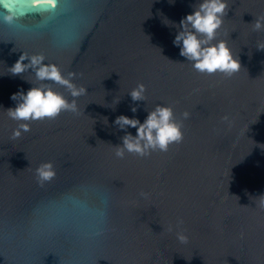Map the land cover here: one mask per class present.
<instances>
[{"label": "water", "instance_id": "water-1", "mask_svg": "<svg viewBox=\"0 0 264 264\" xmlns=\"http://www.w3.org/2000/svg\"><path fill=\"white\" fill-rule=\"evenodd\" d=\"M198 2L0 0V264H264V32L251 24L264 0H228L217 39L239 56L230 78L196 72L173 44ZM22 52L77 73L88 94L79 114L13 140L10 97L39 83L9 74ZM140 83L146 101L133 102ZM156 104L174 108L183 141L116 158L115 118L142 123ZM49 161L56 176L40 185L35 169ZM178 220L186 244L168 231Z\"/></svg>", "mask_w": 264, "mask_h": 264}, {"label": "clouds", "instance_id": "clouds-1", "mask_svg": "<svg viewBox=\"0 0 264 264\" xmlns=\"http://www.w3.org/2000/svg\"><path fill=\"white\" fill-rule=\"evenodd\" d=\"M170 3L174 0H169ZM193 11L183 17L174 37V46L179 47L180 56L184 57L192 68L203 75L221 74L225 77H232L241 69L238 54H233L225 40H218L217 34L223 26L225 17L229 11L228 0H199L192 5ZM10 22V17L6 18ZM253 31L264 32V15L255 17L251 23ZM256 49L264 51V41L256 44ZM25 61H28L25 63ZM9 68L12 76H21L31 70L38 84L27 80L33 84L26 92L18 91L11 95L10 99L16 102L15 107L6 110L8 117L17 122V127L12 131L11 139H19L23 133L31 130V123L45 119L52 120L68 112L79 114L77 99L87 95V88L74 83L77 73L69 72L65 75L60 67L55 63H47L43 54L27 55L22 52L15 63ZM51 82V83H46ZM63 88L68 96L57 91L52 85ZM146 87L143 83L138 84L127 93L133 102L146 101ZM71 97V99H69ZM119 100L116 101V104ZM133 113L138 111V107L130 108ZM147 116L141 123L138 118H130L126 115H119L115 118L114 124L120 130L125 131V135L120 137L121 143L113 146L116 158L123 159L126 154L145 158L153 152H167L173 144L183 141L184 134L182 123L178 122L174 108L170 105L156 104L152 109H145ZM188 112L182 114L184 119L189 117ZM222 122L229 123L226 115L221 118ZM135 128L136 134L127 132L128 128ZM37 183L43 185L50 182L56 176V171L52 162L40 164L35 169ZM141 198H149V193H139ZM259 204L264 208V194L259 197ZM183 221L178 220L176 225H169L168 231L176 230V238L182 243L188 242V236L180 229Z\"/></svg>", "mask_w": 264, "mask_h": 264}]
</instances>
